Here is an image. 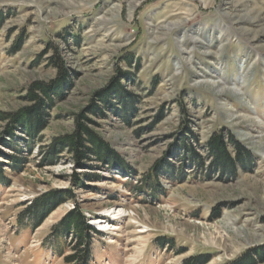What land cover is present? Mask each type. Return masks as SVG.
Here are the masks:
<instances>
[{
	"label": "rangeland",
	"instance_id": "1",
	"mask_svg": "<svg viewBox=\"0 0 264 264\" xmlns=\"http://www.w3.org/2000/svg\"><path fill=\"white\" fill-rule=\"evenodd\" d=\"M35 105L0 119V264H264V0H0V113ZM78 120L106 157L61 143Z\"/></svg>",
	"mask_w": 264,
	"mask_h": 264
},
{
	"label": "trees",
	"instance_id": "2",
	"mask_svg": "<svg viewBox=\"0 0 264 264\" xmlns=\"http://www.w3.org/2000/svg\"><path fill=\"white\" fill-rule=\"evenodd\" d=\"M32 88L43 92V94L47 95L48 97V88L45 87L42 83H35ZM31 100H39V97L35 93H31L29 95ZM41 111L38 108V105L34 107H29L21 111L20 113H13V114H4L0 113V119L7 120L11 119L10 121L16 122L18 124H27V128H33L34 126H38L41 118L38 111ZM81 118H85L84 115H81ZM223 135L218 134L211 137L208 141V148L213 153L214 158L217 160L219 164H227L229 159V154L227 151V144L223 141ZM230 142L232 139L230 138ZM61 143L70 149L77 161L86 158L88 153L95 154L99 158H103L109 154L108 149L105 147V143L102 139L96 135L93 131L89 130L82 122L79 120L76 124V129L68 135H65L61 139ZM88 144H91L89 146ZM105 152V153H104ZM67 196L69 192H67ZM66 195H62L61 193H53L51 196H48L47 200L44 201L40 205V211L36 212L33 218H40L45 217L55 206L63 202ZM38 209V208H37ZM40 213V214H39ZM37 215V216H36ZM40 222V221H38ZM37 222V223H38ZM59 235H66L72 234L74 236V250L75 253L71 255L68 261H73L74 258L81 256V260L84 263L87 262L89 259V245L91 243V233H98L97 229H95L92 225L86 222V218L80 208L75 207L71 211H69L64 218L59 223ZM82 254V255H81ZM206 262V261H203ZM251 263V259L245 257L240 261H235L231 264H249ZM185 264H198L197 261L186 262Z\"/></svg>",
	"mask_w": 264,
	"mask_h": 264
},
{
	"label": "bare ground",
	"instance_id": "3",
	"mask_svg": "<svg viewBox=\"0 0 264 264\" xmlns=\"http://www.w3.org/2000/svg\"><path fill=\"white\" fill-rule=\"evenodd\" d=\"M211 84H212V85H215V83H213V82H212ZM97 223H100V222H99V221H97Z\"/></svg>",
	"mask_w": 264,
	"mask_h": 264
}]
</instances>
